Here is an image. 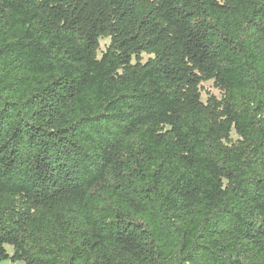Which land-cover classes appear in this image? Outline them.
I'll use <instances>...</instances> for the list:
<instances>
[{"label": "trees", "instance_id": "trees-1", "mask_svg": "<svg viewBox=\"0 0 264 264\" xmlns=\"http://www.w3.org/2000/svg\"><path fill=\"white\" fill-rule=\"evenodd\" d=\"M7 261L264 264V0H0Z\"/></svg>", "mask_w": 264, "mask_h": 264}, {"label": "rangeland", "instance_id": "rangeland-1", "mask_svg": "<svg viewBox=\"0 0 264 264\" xmlns=\"http://www.w3.org/2000/svg\"><path fill=\"white\" fill-rule=\"evenodd\" d=\"M100 44H101V50H100L99 56L101 57L103 52L106 51L108 45L110 44V40L109 39H101ZM143 58H144V61H147L150 57L147 55H143ZM202 87H203V100L204 101H206L212 95H214L218 98L221 97L220 91L214 87L213 82L203 83ZM9 252H10V254L13 253V249L11 247L9 248ZM1 264H13V263L7 261V262H3ZM18 264H22V263H18Z\"/></svg>", "mask_w": 264, "mask_h": 264}]
</instances>
